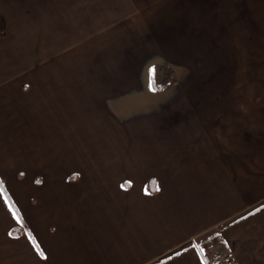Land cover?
<instances>
[{"label":"crops","instance_id":"0c3cea01","mask_svg":"<svg viewBox=\"0 0 264 264\" xmlns=\"http://www.w3.org/2000/svg\"><path fill=\"white\" fill-rule=\"evenodd\" d=\"M215 234L264 264V0H0V264H206Z\"/></svg>","mask_w":264,"mask_h":264},{"label":"built area","instance_id":"2783aa9c","mask_svg":"<svg viewBox=\"0 0 264 264\" xmlns=\"http://www.w3.org/2000/svg\"><path fill=\"white\" fill-rule=\"evenodd\" d=\"M200 252L206 264H239L233 252L223 241L200 244Z\"/></svg>","mask_w":264,"mask_h":264},{"label":"trees","instance_id":"16d2710c","mask_svg":"<svg viewBox=\"0 0 264 264\" xmlns=\"http://www.w3.org/2000/svg\"><path fill=\"white\" fill-rule=\"evenodd\" d=\"M150 78L153 87L156 90L163 91L175 83L176 74L170 65L161 63L150 68Z\"/></svg>","mask_w":264,"mask_h":264},{"label":"rangeland","instance_id":"374dc122","mask_svg":"<svg viewBox=\"0 0 264 264\" xmlns=\"http://www.w3.org/2000/svg\"><path fill=\"white\" fill-rule=\"evenodd\" d=\"M212 242V241H223L222 240V236L218 235V234H215L213 235L211 238L209 237L208 239L206 240H203V242L201 244H204L206 242ZM224 242V241H223ZM225 243V242H224ZM227 246V245H226ZM228 247V246H227ZM229 248V247H228Z\"/></svg>","mask_w":264,"mask_h":264},{"label":"snow or ice","instance_id":"6c2138e0","mask_svg":"<svg viewBox=\"0 0 264 264\" xmlns=\"http://www.w3.org/2000/svg\"><path fill=\"white\" fill-rule=\"evenodd\" d=\"M158 190V189H157Z\"/></svg>","mask_w":264,"mask_h":264}]
</instances>
